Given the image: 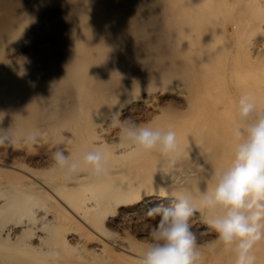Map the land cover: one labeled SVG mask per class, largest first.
Instances as JSON below:
<instances>
[{
    "label": "bare ground",
    "instance_id": "obj_1",
    "mask_svg": "<svg viewBox=\"0 0 264 264\" xmlns=\"http://www.w3.org/2000/svg\"><path fill=\"white\" fill-rule=\"evenodd\" d=\"M245 92L264 108V0H0L13 139L0 147V264H139L148 210L198 196L230 161ZM129 118L173 129L175 158L123 140ZM58 148L81 165L71 177L53 170ZM93 150L100 176L82 160ZM204 220L190 221L203 264H233ZM254 251L264 264V241Z\"/></svg>",
    "mask_w": 264,
    "mask_h": 264
},
{
    "label": "clouds",
    "instance_id": "obj_2",
    "mask_svg": "<svg viewBox=\"0 0 264 264\" xmlns=\"http://www.w3.org/2000/svg\"><path fill=\"white\" fill-rule=\"evenodd\" d=\"M237 113L231 159L212 172L211 188H200L198 196L190 190L177 192L167 204L148 210L155 223L150 225V242L139 264H203L201 245L190 223L198 212L205 214L204 222L215 232L216 244L232 253L233 264H256L254 250L264 241V108L258 107L254 93L245 92L238 100ZM119 128L121 138L140 151L157 150L170 159L179 151L177 134L171 128L154 129L131 118L119 122ZM26 141L37 143L38 134L29 133ZM12 143L9 129L0 127V147ZM51 159L53 170L64 171L66 177L81 167L59 148ZM82 160L91 175L106 172L101 151H88Z\"/></svg>",
    "mask_w": 264,
    "mask_h": 264
},
{
    "label": "rangeland",
    "instance_id": "obj_3",
    "mask_svg": "<svg viewBox=\"0 0 264 264\" xmlns=\"http://www.w3.org/2000/svg\"><path fill=\"white\" fill-rule=\"evenodd\" d=\"M24 2H25V4H32V3H34L35 2V0H23ZM154 221L155 220H153V223H154ZM128 232V231H127ZM217 244L215 243V246H216ZM211 251H208L207 253H210Z\"/></svg>",
    "mask_w": 264,
    "mask_h": 264
}]
</instances>
